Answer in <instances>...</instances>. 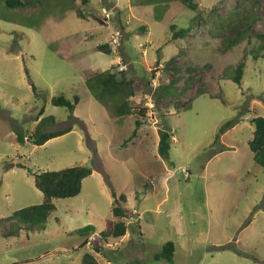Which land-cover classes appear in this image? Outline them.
Returning <instances> with one entry per match:
<instances>
[{"label": "rangeland", "instance_id": "rangeland-1", "mask_svg": "<svg viewBox=\"0 0 264 264\" xmlns=\"http://www.w3.org/2000/svg\"><path fill=\"white\" fill-rule=\"evenodd\" d=\"M90 1L12 10L0 0V264H83L88 252L99 264H264V168L249 147L252 119L264 116V49L256 60L249 52L264 33V0H196L197 11L181 0ZM192 20L191 34L172 40L170 26ZM248 25L251 44L248 36L225 50L226 36ZM105 43L111 53L98 49ZM172 57L180 79L159 99V87L177 76L166 67ZM244 59L240 87L231 77ZM117 64L136 79V111L125 117L87 86ZM59 95L75 109L53 105ZM51 115L48 129L71 131L33 144L30 134ZM161 130L174 136L167 157ZM79 165L93 173L78 196L55 199L45 223L15 220L44 200L37 173ZM114 192L129 228L105 244L98 233L118 220ZM88 225L97 233L83 245L78 230ZM170 240L173 262L156 261Z\"/></svg>", "mask_w": 264, "mask_h": 264}, {"label": "trees", "instance_id": "trees-1", "mask_svg": "<svg viewBox=\"0 0 264 264\" xmlns=\"http://www.w3.org/2000/svg\"><path fill=\"white\" fill-rule=\"evenodd\" d=\"M2 1V0H1ZM48 0H3L5 6L9 9H17V8H27V7H36L40 5H44ZM57 1L58 3L61 1L63 4H67L66 0H51ZM68 4L71 8L75 9L73 5L77 0H67ZM82 5L88 6L91 1L90 0H81ZM142 3L148 4L153 3L155 0H141ZM185 7L197 11L198 3L196 0H181ZM253 4L260 3L261 0H251ZM71 2V3H70ZM264 8V5H263ZM78 13L82 15V8H77ZM238 14V10L235 15ZM201 14L199 13V19ZM202 17V16H201ZM198 19V20H199ZM198 20H192V24L187 28H179L178 25L172 24L170 29L172 31V40L178 39H186L193 28L195 27V23ZM243 27L242 30H236V35L226 36L227 43L225 44V50L231 49L238 43H240L244 38L248 37L249 44H251L253 36H250V28ZM141 28L145 29L146 27L142 26ZM256 38L260 42L257 47H250L249 52L253 55L254 59L259 58V53L257 49H264V33L255 34ZM98 49L105 53H111L112 47L109 43H105L98 46ZM176 58L172 57L167 61L166 67L168 69L175 70L177 72V76L171 80V82L167 85H163L159 87V99L166 98L171 92V88L174 87L178 81L180 75L178 74L180 69L176 64ZM246 59L242 60L239 65L236 67L232 79L241 87L243 85V77L246 69ZM197 68L191 69V71H196ZM192 78H187V80ZM87 86L90 91L95 95V97L104 105L111 103L114 106L115 113L119 117H125L133 114L136 109H134L132 105L131 98L136 95V79L132 76H129L127 72L123 70H119V65L112 66L107 70L99 72L91 77ZM33 91L35 93L38 92L37 86L32 85ZM204 93V92H202ZM53 105L67 107L71 111L75 109V105L72 100L68 99L64 95L54 96L51 100ZM45 108L41 110L42 115L44 114ZM57 120H55L54 116H45L40 122L37 124V127L34 132H32L29 136L31 142L35 145H44L49 140L69 133L71 131L70 128L62 129V130H50L48 129L51 125L55 124ZM254 123L255 130L253 132V137L249 141L250 150L253 153V158L255 162L261 165L264 168V116H258L252 119ZM138 128L142 125V122L137 120ZM234 125V120L227 121L221 128L220 133L217 134L216 139L220 136V134L224 133L228 128ZM160 144L159 151L162 155L168 156L169 151L172 146L173 134H171L170 130H161L160 132ZM17 138L20 143L25 142V136L18 131ZM93 173V169L88 165H79L73 167H67L58 171H43L41 173H37L35 175V185L36 187L43 193L44 200L41 204L32 205L27 208L21 209L16 213L15 220L18 223L25 224L27 226H32L38 223L47 222L50 214L56 209L55 199H67L78 196L83 188V181L87 177L91 176ZM115 200L113 202V215L118 218V220L112 222L109 221L107 224V228L98 233V237L101 242L107 244L111 239H118L127 234L128 231V223L123 220L126 217V212L123 209V206L119 204V199H116V193H113ZM122 200L127 201L126 195L121 196ZM12 234H16V229L12 228ZM96 233V229L93 225H88L84 228L78 230V234L83 237H86L85 245L87 242V237ZM104 246H97L96 251L101 252ZM176 252V244L174 241H168L160 252L155 254V260L161 261L165 260L167 262L172 263L174 260ZM83 264H99L96 256L91 253H85L82 259Z\"/></svg>", "mask_w": 264, "mask_h": 264}, {"label": "built area", "instance_id": "built-area-1", "mask_svg": "<svg viewBox=\"0 0 264 264\" xmlns=\"http://www.w3.org/2000/svg\"><path fill=\"white\" fill-rule=\"evenodd\" d=\"M113 39L115 40V39H116V37H115V36H113ZM121 69H122V67H121Z\"/></svg>", "mask_w": 264, "mask_h": 264}, {"label": "clouds", "instance_id": "clouds-1", "mask_svg": "<svg viewBox=\"0 0 264 264\" xmlns=\"http://www.w3.org/2000/svg\"><path fill=\"white\" fill-rule=\"evenodd\" d=\"M120 69H121V68H120ZM122 69H123V67H122ZM122 69H121V70H122Z\"/></svg>", "mask_w": 264, "mask_h": 264}, {"label": "crops", "instance_id": "crops-1", "mask_svg": "<svg viewBox=\"0 0 264 264\" xmlns=\"http://www.w3.org/2000/svg\"><path fill=\"white\" fill-rule=\"evenodd\" d=\"M97 233V232H96ZM90 243V242H89Z\"/></svg>", "mask_w": 264, "mask_h": 264}]
</instances>
